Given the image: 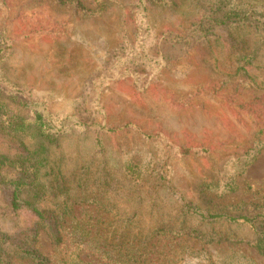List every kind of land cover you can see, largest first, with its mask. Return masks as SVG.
<instances>
[{"label":"rangeland","instance_id":"374dc122","mask_svg":"<svg viewBox=\"0 0 264 264\" xmlns=\"http://www.w3.org/2000/svg\"><path fill=\"white\" fill-rule=\"evenodd\" d=\"M210 1L181 0L183 15L156 8L155 29L183 34ZM98 6L95 0H0V34L12 46L2 73L15 87L32 90L48 109L69 113L120 39V13L113 7L101 13ZM163 50L170 61L146 89L135 88L131 79L102 87L101 116L120 130L104 136L106 153L96 157L106 160L118 181L119 207H140L144 225L163 221L173 226L179 195L201 210L249 217L263 213L264 44L250 30L228 29L206 44L166 42ZM90 145V136L62 140L53 153L55 159L62 157V172L70 176L75 165L91 158ZM11 150L0 130V151ZM131 158L132 170L140 166L146 178L141 186L122 179ZM132 195L136 200L129 199ZM251 224L200 223L196 227L204 234L244 241L206 244L192 236L175 237L174 264H264L252 246L262 228L257 221ZM31 225V214L9 212L0 192V230L14 233ZM38 242L44 255L53 253L43 232Z\"/></svg>","mask_w":264,"mask_h":264},{"label":"trees","instance_id":"16d2710c","mask_svg":"<svg viewBox=\"0 0 264 264\" xmlns=\"http://www.w3.org/2000/svg\"><path fill=\"white\" fill-rule=\"evenodd\" d=\"M95 1L101 13L110 7L120 13V39L67 114L55 113L32 90L9 82L2 73V61L12 54V46L0 34V130L13 150L0 151V192L9 212L27 210L32 216L29 228L14 233L0 230V264H174L173 246L179 243L175 237L192 236L206 244L244 241L204 234L196 227L220 220L251 226L257 221L262 232L252 246L264 256V212L249 217L201 210L179 195L173 226L163 221L144 225L140 207L129 206L128 211L119 207L122 197H114L118 181L106 160L96 157L106 153L104 136L120 130L107 126L101 116L103 85L131 79L139 90L149 87L170 61L163 50L166 42L191 47L210 42L220 30L247 29L264 44V0H212L202 6L198 18L187 23L183 34L158 31L152 22L156 8L183 15L181 0ZM73 136H90L92 155L75 165L69 176L62 172V157L55 159L53 153L62 140ZM133 160L124 164L122 179L132 187L141 186L146 178L140 166L138 172L132 170ZM41 232L53 247L50 256L39 250Z\"/></svg>","mask_w":264,"mask_h":264}]
</instances>
